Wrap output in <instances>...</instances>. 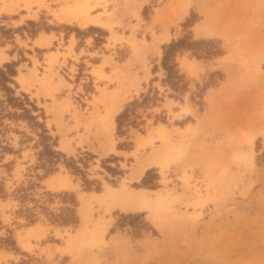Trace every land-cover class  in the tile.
<instances>
[{
  "label": "rangeland",
  "instance_id": "rangeland-1",
  "mask_svg": "<svg viewBox=\"0 0 264 264\" xmlns=\"http://www.w3.org/2000/svg\"><path fill=\"white\" fill-rule=\"evenodd\" d=\"M76 4L85 10L76 17L99 26L82 30L47 13L18 22L44 6ZM2 11L0 67L13 62L18 73L32 58L46 77L37 56L61 47L35 51L41 30L91 35L103 50L90 72L85 61L56 70L68 88L51 81L47 99L12 85L42 108L57 138L51 173L37 125L0 102V146L10 147L0 148V235L10 231L17 247L0 244V264H264V0H0ZM178 39L187 48L175 55L183 80L173 85L163 46ZM132 102L118 133L116 116ZM118 103L111 127L106 117ZM161 125L167 143L156 133ZM145 157L143 174L130 179ZM54 176L65 181L48 183ZM123 186L156 209L104 197ZM73 201L77 222L57 221Z\"/></svg>",
  "mask_w": 264,
  "mask_h": 264
},
{
  "label": "crops",
  "instance_id": "crops-1",
  "mask_svg": "<svg viewBox=\"0 0 264 264\" xmlns=\"http://www.w3.org/2000/svg\"><path fill=\"white\" fill-rule=\"evenodd\" d=\"M68 7L66 5H62L57 8H53L52 6L49 7L51 10L44 8H47L44 6L42 9L38 10L35 15H32V13H23L21 18L19 19V23H22L24 21L29 20H38V18L41 17V14L47 13L52 15V21L54 23L58 24H69V25H77L78 28L84 30L87 29L90 25H97L95 23H87V24H81L80 19L81 17L71 16V14L68 13ZM70 8V7H69ZM99 8V7H98ZM52 9L58 10V15L52 11ZM3 14H6V11L0 12V17H2ZM91 15H96V12H91ZM16 20V19H15ZM22 20V22H21ZM37 43L34 44V50L37 51V49H50L52 46H56L57 44L60 45L61 48L58 50L56 49H50V50H44L43 52V60L40 59V56H37L39 63L35 65V67L41 72V69L39 66H43L46 69V77L42 75L41 73H36L34 70V60L31 58L32 65L25 66L24 64H21L18 66V73L15 75L14 79L18 83L19 90H22L26 93L32 94L35 98H45L47 99L45 95H43V92L46 90V85L56 82V84L59 83L61 85V91L65 92L68 88L67 84L59 80L58 77L55 75L56 70L60 73V69H63L65 72H67V69L73 70L72 66L78 67L77 62H87V72H90L92 69L89 65V63L92 64H100L102 62V58H95L100 56V50H103L102 47L98 48L95 45V38L91 35L85 36L83 39L79 38L77 33L75 31L69 32L68 35H66V32H61L58 30H41L36 38L34 39ZM62 41V44L60 43ZM82 42V43H81ZM37 53V52H36ZM39 55V54H38ZM11 60V59H9ZM100 61V62H95ZM104 71L108 73L107 67L104 66ZM74 77H76L75 73H73ZM89 76V74L87 75ZM64 78L68 81V78L64 76ZM21 79H25L26 83L23 86L20 82ZM72 83V81H68ZM78 82H75L77 85ZM81 84V83H80ZM29 85V86H28ZM82 85V84H81ZM38 88L40 91H38ZM52 90V89H51ZM115 119L110 123V126L112 127V124L114 125Z\"/></svg>",
  "mask_w": 264,
  "mask_h": 264
},
{
  "label": "trees",
  "instance_id": "trees-1",
  "mask_svg": "<svg viewBox=\"0 0 264 264\" xmlns=\"http://www.w3.org/2000/svg\"><path fill=\"white\" fill-rule=\"evenodd\" d=\"M164 55L162 59V64L165 70L167 71V81L172 83L173 85L179 83V81L183 80V74L180 73L178 69V65L175 61V55L178 51L187 48V42L185 39L173 40L172 42L165 44ZM15 75H17L16 64L15 63H5L4 66L0 67V91L5 94V99L0 100L1 104H6L9 108H19L22 110V114L27 115L25 119L31 118L33 120V124L37 125L39 131V137L42 139V144L44 146L43 155L48 157L47 163H44L45 166V175L51 173L55 168L54 165L57 163L59 159V152L54 150L53 147L56 145V139L52 135L49 134V130L46 126V115L42 108H39L35 101L29 98V95L26 93H21V96H16V88L12 85L14 84L16 87L18 85L15 82ZM136 103L127 104V106L116 116L117 122V132L123 133V125L127 118L130 116V108L132 105ZM34 111H40L39 114H32ZM9 114H14L10 113ZM16 112V111H15ZM15 115H18L15 113ZM42 117L43 121H39L38 117ZM2 113H0V123L2 122ZM3 131V128H0V133ZM4 151H8L10 147L7 145H1ZM121 173V172H120ZM19 197L23 202H26L29 199V194L27 192V187H22L20 190ZM22 211H26L30 216V223L35 222L37 215L34 213V209L25 206L20 208ZM59 222L63 224L76 223L77 222V214L75 210V201H73L72 207H66L65 211L60 213L58 216ZM2 225L0 219V227ZM0 244L5 246L6 248L17 249L16 241L9 231V234L5 236L0 235Z\"/></svg>",
  "mask_w": 264,
  "mask_h": 264
},
{
  "label": "bare ground",
  "instance_id": "bare-ground-1",
  "mask_svg": "<svg viewBox=\"0 0 264 264\" xmlns=\"http://www.w3.org/2000/svg\"><path fill=\"white\" fill-rule=\"evenodd\" d=\"M68 9H69L68 13H73V14H75V16L85 13L84 7L81 4H76L75 6L72 5L70 8L68 7ZM91 20H92L91 18L82 15L80 22H81V24H87ZM23 82H24V80H23ZM118 108H120L119 103L116 106H114L111 110H109L107 117H106V118H108V121H113V116H114L115 112L118 111ZM190 126L191 125H189V127ZM190 129H191V127H190ZM191 130L193 131V129H191ZM166 131H167L166 128L162 125L158 126V128L156 130V133L163 140V143H167V140H168L167 135H166ZM153 138H154V131L149 132L148 135H146L145 137H139V139H138L139 146L147 144L149 141H152ZM250 141H252V139ZM162 147H164V144L161 146V148ZM162 158L164 159V157L160 158L161 161L163 160ZM147 159H149V158L145 157L144 159H139V161L137 160L136 164L133 166V168H131L132 170L130 171V179H133L135 177H139L141 174H143L146 167L150 163V162H148L150 160L147 161ZM163 163H165V162H163ZM50 181L51 182L48 181V183H53V182L55 183V181H58V183L61 182V184H62V182L65 181V179L63 180V178L60 176H54V179H51ZM53 187H54V185H53ZM104 197L111 199V200H119L122 203L126 204V206L127 205L128 206L134 205L135 207H140V208L147 207L150 210L156 209V207H157V206L152 204L150 198H148L144 193L138 192V191H136V193L135 192H129L124 186L118 190L117 189H115V190L108 189L106 191V193L104 194ZM154 204H156V203H154Z\"/></svg>",
  "mask_w": 264,
  "mask_h": 264
}]
</instances>
